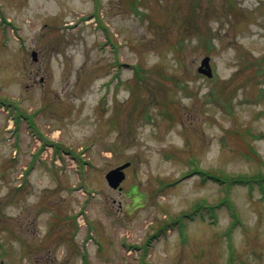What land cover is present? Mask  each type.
<instances>
[{
    "label": "rangeland",
    "instance_id": "obj_1",
    "mask_svg": "<svg viewBox=\"0 0 264 264\" xmlns=\"http://www.w3.org/2000/svg\"><path fill=\"white\" fill-rule=\"evenodd\" d=\"M259 67L264 0H0V264H264Z\"/></svg>",
    "mask_w": 264,
    "mask_h": 264
},
{
    "label": "trees",
    "instance_id": "obj_2",
    "mask_svg": "<svg viewBox=\"0 0 264 264\" xmlns=\"http://www.w3.org/2000/svg\"><path fill=\"white\" fill-rule=\"evenodd\" d=\"M190 12H191V10H190ZM190 12L188 13V18L190 16ZM134 69H135V72L137 75V77L135 78L136 83L143 82V80L145 79V75L142 73L143 74V76H142V74H141V71L143 72V69L139 65L135 66ZM195 170H196V168H195ZM198 173L201 174L202 176L210 177L212 179L217 178V177H215V175H213V173L211 171L199 170ZM245 177H247V176L230 177L227 175H222L221 177L218 176L219 179H217V180H221L222 182L227 183L226 185H229V182L230 183L238 182V183H242V184H248V183H251L253 181H256L259 183V181H260V179H258V178L251 179V178H245ZM226 196L220 200L221 206H226L230 215L234 216L233 210H232L233 205L230 202V199L227 198ZM212 205L213 204L207 205V204H204L201 202L200 203H194L189 210L183 211L179 215H176V216H170L168 219H165L162 223H159L158 226L156 227V230L154 233L158 234L159 232H161L163 230L166 231L170 227L173 228L176 226L179 227V229L181 231H183L185 229L187 219H190V218L192 219L195 214L202 216L203 218H204L205 214H210V216H213L215 214V211L212 208ZM215 206L218 207V204H215L214 207ZM152 235H149L148 238H146V240H145L144 247H143V249H144L143 254L147 251V246L151 240ZM140 260H141L140 264H147V262L144 260V258H142ZM84 264H86V261H84Z\"/></svg>",
    "mask_w": 264,
    "mask_h": 264
},
{
    "label": "water",
    "instance_id": "obj_3",
    "mask_svg": "<svg viewBox=\"0 0 264 264\" xmlns=\"http://www.w3.org/2000/svg\"><path fill=\"white\" fill-rule=\"evenodd\" d=\"M32 56L33 59H36V52L32 51ZM198 70L205 73L206 75H211V70L209 67V57L205 56L202 60H201V64L198 67ZM128 165V162H125L123 164H120L112 169H110L109 171H107L105 173V178L108 182V184L112 187V188H116L120 181L124 178V172H123V168L125 166ZM2 264V262H1Z\"/></svg>",
    "mask_w": 264,
    "mask_h": 264
}]
</instances>
